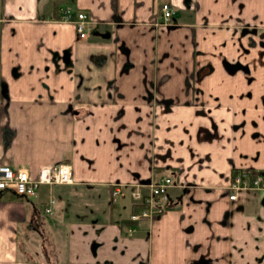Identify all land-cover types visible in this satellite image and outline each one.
I'll return each mask as SVG.
<instances>
[{"label": "crops", "instance_id": "obj_1", "mask_svg": "<svg viewBox=\"0 0 264 264\" xmlns=\"http://www.w3.org/2000/svg\"><path fill=\"white\" fill-rule=\"evenodd\" d=\"M0 162L72 169L0 188V264H264V178L228 187L264 173V0H0Z\"/></svg>", "mask_w": 264, "mask_h": 264}, {"label": "built area", "instance_id": "obj_2", "mask_svg": "<svg viewBox=\"0 0 264 264\" xmlns=\"http://www.w3.org/2000/svg\"><path fill=\"white\" fill-rule=\"evenodd\" d=\"M163 15L166 17L170 14L171 8L167 2H162L160 6ZM64 18H72V14L66 11ZM74 22L80 36H84L86 28V14L78 11L75 14ZM264 173H258L255 177L246 179L242 173H234L228 187L230 189L229 198L233 199L237 195L239 188L260 187ZM72 181V169L68 162H60L54 166L42 165L39 167L35 176H31L27 167L12 166L8 163L0 162V188L11 186L17 193L29 195L36 192L42 183H63ZM120 182L114 183L112 193L116 194L120 188ZM172 184V178L169 175H162L155 180L148 182H136V187L145 186V191L136 188L133 195L142 203L139 212L129 215L131 219L141 217H151L161 211L164 207L163 197L167 188ZM54 199L50 198L44 210L50 212ZM132 264H146L143 262H133Z\"/></svg>", "mask_w": 264, "mask_h": 264}, {"label": "rangeland", "instance_id": "obj_3", "mask_svg": "<svg viewBox=\"0 0 264 264\" xmlns=\"http://www.w3.org/2000/svg\"><path fill=\"white\" fill-rule=\"evenodd\" d=\"M146 182H148V181H146ZM50 244H52V243H50ZM44 245L46 246V247H48L47 245H49L48 244V242H47V244H46V242H44ZM51 250V249H50ZM48 252H46V255L49 253V248H48V250H47ZM48 256V255H47ZM46 259V258H45ZM48 260H50V262L49 263H47V262H44L45 264H54L52 261H53V257L51 256V254H50V258L48 257L47 258Z\"/></svg>", "mask_w": 264, "mask_h": 264}, {"label": "trees", "instance_id": "obj_4", "mask_svg": "<svg viewBox=\"0 0 264 264\" xmlns=\"http://www.w3.org/2000/svg\"><path fill=\"white\" fill-rule=\"evenodd\" d=\"M131 220V219H130ZM132 220H134V219H132ZM129 221V220H128ZM130 222V221H129Z\"/></svg>", "mask_w": 264, "mask_h": 264}]
</instances>
